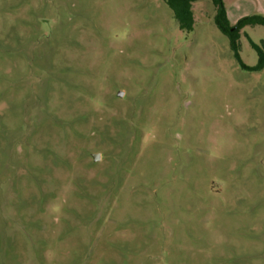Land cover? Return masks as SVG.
Wrapping results in <instances>:
<instances>
[{"label": "rangeland", "instance_id": "374dc122", "mask_svg": "<svg viewBox=\"0 0 264 264\" xmlns=\"http://www.w3.org/2000/svg\"><path fill=\"white\" fill-rule=\"evenodd\" d=\"M192 11L0 0V264H264V25Z\"/></svg>", "mask_w": 264, "mask_h": 264}, {"label": "trees", "instance_id": "16d2710c", "mask_svg": "<svg viewBox=\"0 0 264 264\" xmlns=\"http://www.w3.org/2000/svg\"><path fill=\"white\" fill-rule=\"evenodd\" d=\"M196 0H167L173 10L175 18L181 29L191 31L194 26L192 3ZM216 7L215 21L218 28L229 37L231 46L237 52L239 50L238 39L240 31L247 25H264V16L260 14L247 15L240 18L234 25L227 18L226 10L222 0H213ZM249 70H260L264 68V53H260V60L256 66H246Z\"/></svg>", "mask_w": 264, "mask_h": 264}, {"label": "water", "instance_id": "95a60500", "mask_svg": "<svg viewBox=\"0 0 264 264\" xmlns=\"http://www.w3.org/2000/svg\"><path fill=\"white\" fill-rule=\"evenodd\" d=\"M120 95H123L122 93H120ZM94 159L95 160H99L100 159V155L99 154H94Z\"/></svg>", "mask_w": 264, "mask_h": 264}]
</instances>
